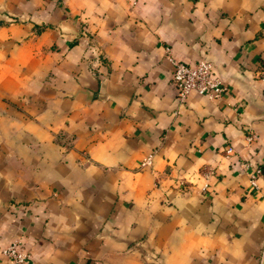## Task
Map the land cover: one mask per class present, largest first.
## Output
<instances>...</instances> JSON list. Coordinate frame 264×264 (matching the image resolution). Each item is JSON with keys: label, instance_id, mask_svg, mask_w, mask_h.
I'll use <instances>...</instances> for the list:
<instances>
[{"label": "crops", "instance_id": "crops-1", "mask_svg": "<svg viewBox=\"0 0 264 264\" xmlns=\"http://www.w3.org/2000/svg\"><path fill=\"white\" fill-rule=\"evenodd\" d=\"M0 264H264V0H0Z\"/></svg>", "mask_w": 264, "mask_h": 264}, {"label": "built area", "instance_id": "built-area-1", "mask_svg": "<svg viewBox=\"0 0 264 264\" xmlns=\"http://www.w3.org/2000/svg\"><path fill=\"white\" fill-rule=\"evenodd\" d=\"M165 57L171 64L169 78L177 98L184 99L190 91H194L208 99H214L225 92L226 85L212 72L211 64L207 59L200 58L194 63H186L175 58L168 47H165ZM252 137L253 135L249 134L246 139ZM148 160L149 156L144 158L143 163H147ZM260 171L261 169L256 167L250 175L249 181L252 186H255V175ZM2 251L15 263H23L29 256L19 240L9 242Z\"/></svg>", "mask_w": 264, "mask_h": 264}]
</instances>
